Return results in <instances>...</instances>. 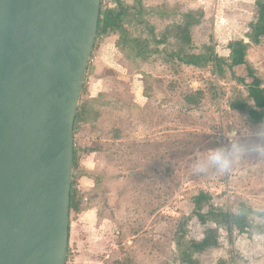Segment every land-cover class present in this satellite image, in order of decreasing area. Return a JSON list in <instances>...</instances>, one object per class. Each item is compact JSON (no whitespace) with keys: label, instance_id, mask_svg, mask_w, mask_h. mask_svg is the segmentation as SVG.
I'll return each instance as SVG.
<instances>
[{"label":"rangeland","instance_id":"374dc122","mask_svg":"<svg viewBox=\"0 0 264 264\" xmlns=\"http://www.w3.org/2000/svg\"><path fill=\"white\" fill-rule=\"evenodd\" d=\"M257 1H145L144 17L157 35L188 20L186 51L209 45L225 61L186 65L169 55L172 41L166 51L159 44V51L142 57L123 51L117 34L95 40L79 102L89 112L74 134L76 186L89 208L70 215L66 264H171L175 232L184 220L190 238L215 226L193 217L200 192L209 196L203 212L264 211V159L245 156L223 176L193 174L191 167L196 156L226 146L228 138L247 139V116L228 106L234 90L243 89L237 81L242 67L228 65V43L244 39L247 60L264 79V36L258 42L246 38ZM107 5L104 0L102 9L112 8ZM129 30L143 36L148 31L139 24ZM96 173L105 178L94 194L90 176ZM219 236L217 247L196 254L200 264H264V235L223 225Z\"/></svg>","mask_w":264,"mask_h":264},{"label":"water","instance_id":"95a60500","mask_svg":"<svg viewBox=\"0 0 264 264\" xmlns=\"http://www.w3.org/2000/svg\"><path fill=\"white\" fill-rule=\"evenodd\" d=\"M101 0H0V264H65L73 126Z\"/></svg>","mask_w":264,"mask_h":264},{"label":"trees","instance_id":"16d2710c","mask_svg":"<svg viewBox=\"0 0 264 264\" xmlns=\"http://www.w3.org/2000/svg\"><path fill=\"white\" fill-rule=\"evenodd\" d=\"M137 1V0H136ZM118 6L108 10L102 9V4L99 11L97 22L96 39L103 35H118V42L122 50H132L135 55L142 56L146 52L159 51L158 45L162 44V49L167 46L169 41L173 42L172 50L168 53L180 62L200 67L208 63L212 58L216 60H224L223 58L213 56L212 48L209 45H203L200 52L191 53L189 49L191 37L189 32V21H179L173 23L164 29L163 33L157 35L153 24L147 22L144 14L146 10L139 4L127 7L122 0H117ZM129 9H134L130 11ZM190 17V14H184ZM125 24L136 28L139 24L143 29H147L146 35L143 36V31L132 35L125 27ZM264 36V0L257 1V12L255 19L249 23V32L246 33V38L251 42H258ZM95 39V40H96ZM155 44L151 46V44ZM246 42L244 39L232 40L228 43L230 50L228 55V65L230 67H242V74L237 77V81L242 85V91L235 89L230 96L228 106L241 114H245L248 120L258 121L264 119V79L257 73L253 65H251L246 57ZM168 49V48H167ZM168 51V50H167ZM225 61V60H224ZM189 100L193 101L192 98ZM89 109L83 103L78 106L75 116L73 134H75L78 126L87 116ZM86 116V117H85ZM78 150L73 147V170L72 182L70 191L69 204V222L72 213L80 212L87 205L82 206V195L80 189L76 186V179L79 166ZM94 181L93 192L96 194L103 186L105 176L101 173L92 174ZM209 199L208 194L200 192L194 199L193 217L201 223L212 222L215 226L208 227L204 230L203 236L199 239L188 237L187 220H184L176 229L174 236V245L176 248V257L171 264H200L195 257L206 250L213 249L219 244V226H228L230 229L236 230L239 234L264 235V211L254 210L252 208L242 207L239 212L233 213L226 210L209 208L205 212L202 210V204ZM222 264V263H221Z\"/></svg>","mask_w":264,"mask_h":264},{"label":"clouds","instance_id":"9594fccd","mask_svg":"<svg viewBox=\"0 0 264 264\" xmlns=\"http://www.w3.org/2000/svg\"><path fill=\"white\" fill-rule=\"evenodd\" d=\"M245 127L247 139L240 142L228 138L226 146L209 148L196 156L191 163L193 174H207L214 171L218 175H226L245 157L251 154L264 159V119L249 120Z\"/></svg>","mask_w":264,"mask_h":264},{"label":"crops","instance_id":"0c3cea01","mask_svg":"<svg viewBox=\"0 0 264 264\" xmlns=\"http://www.w3.org/2000/svg\"><path fill=\"white\" fill-rule=\"evenodd\" d=\"M123 1V3L124 4H126V6L127 7H132L133 5H135V4H139L141 7H143L145 10H148L149 8L148 7H146L145 6V1L146 0H122ZM118 6V3H117V0H113V2H112V5H111V7L112 8H116ZM130 11L132 10V11H134V9H129ZM147 22H148V20H147ZM149 23V22H148ZM137 25L138 24H136V28H137ZM126 26H128V27H126ZM140 26V25H139ZM125 27L127 28V30H129L130 29V27H132L133 28V26H131V25H127V24H125ZM130 31V30H129ZM111 39V38H110ZM113 43H114V40H113ZM68 247H69V240H68Z\"/></svg>","mask_w":264,"mask_h":264},{"label":"built area","instance_id":"2783aa9c","mask_svg":"<svg viewBox=\"0 0 264 264\" xmlns=\"http://www.w3.org/2000/svg\"><path fill=\"white\" fill-rule=\"evenodd\" d=\"M112 2H113V0H106V3H108V7H111V5H112ZM103 3H104V0H101V4L103 5ZM65 264H66V261H65Z\"/></svg>","mask_w":264,"mask_h":264}]
</instances>
